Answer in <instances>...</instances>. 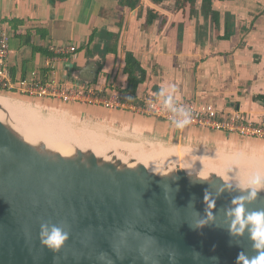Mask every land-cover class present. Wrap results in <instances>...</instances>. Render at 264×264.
Instances as JSON below:
<instances>
[{
  "label": "crops",
  "instance_id": "1",
  "mask_svg": "<svg viewBox=\"0 0 264 264\" xmlns=\"http://www.w3.org/2000/svg\"><path fill=\"white\" fill-rule=\"evenodd\" d=\"M210 2L205 12L202 0L191 7H179L175 0H0V28L9 34L7 68L16 88L23 80L82 84L105 98L118 95L125 106L110 109L19 89L6 94L44 108L63 105L127 136L201 148H242L250 142L262 146L238 134L195 126L179 129L130 109L174 84L175 98L210 103L264 126V104L256 98L264 95V0ZM51 44H73L77 51L51 67ZM107 46L110 51L104 53ZM126 53L145 71L133 92L127 90L123 71Z\"/></svg>",
  "mask_w": 264,
  "mask_h": 264
},
{
  "label": "water",
  "instance_id": "2",
  "mask_svg": "<svg viewBox=\"0 0 264 264\" xmlns=\"http://www.w3.org/2000/svg\"><path fill=\"white\" fill-rule=\"evenodd\" d=\"M0 110V264H104L100 252L112 264H145L141 255L146 264H169L170 252L174 264H235L240 251L256 254L247 233L227 232L224 209L233 196L247 194L236 184L216 199L214 221L194 230L190 224L204 214V191L215 196L225 183L221 176L173 164L153 172L141 162L78 147L64 155L26 140ZM245 207L264 210V191ZM43 222L68 231L59 251L41 245Z\"/></svg>",
  "mask_w": 264,
  "mask_h": 264
},
{
  "label": "bare ground",
  "instance_id": "3",
  "mask_svg": "<svg viewBox=\"0 0 264 264\" xmlns=\"http://www.w3.org/2000/svg\"><path fill=\"white\" fill-rule=\"evenodd\" d=\"M0 105L11 118L16 120V130L29 142L43 141L47 147L69 155L75 147L90 149L99 156L109 159L112 155L123 162L135 160L143 163L153 172L165 171L170 165H177L188 172L201 176L215 173L232 184L244 185L248 176L257 170L264 171V159L244 156H222L214 152L178 150L171 147L121 144L87 128H74L69 122L55 118H43L28 108L15 105L9 97L0 96ZM31 110V109H30ZM0 110V119L3 117ZM47 117V116H46ZM52 117V116H51ZM149 146V143H147ZM129 163V162H128ZM133 164V163H132ZM130 164V165H132ZM172 167V166H171Z\"/></svg>",
  "mask_w": 264,
  "mask_h": 264
},
{
  "label": "built area",
  "instance_id": "4",
  "mask_svg": "<svg viewBox=\"0 0 264 264\" xmlns=\"http://www.w3.org/2000/svg\"><path fill=\"white\" fill-rule=\"evenodd\" d=\"M9 34L0 28V92L8 93L14 89L36 97L56 98L62 101L96 102L106 108L125 106L119 96L113 94L109 98L99 96L96 91L87 85L59 86L56 83L42 84L39 82L20 81L19 88L9 78L7 61L9 56L8 46ZM53 54L50 59V66L55 67L60 59L73 58L77 51V46L73 44H51L48 46ZM161 90L154 92L149 97L143 99L140 104L130 106V109L143 116H150L172 123L171 117L179 118L178 114L171 113L163 108V97L159 95ZM176 106H184L191 111V123L187 126L209 129L212 131H222L226 133L238 134L250 138H264V126L258 125L244 118L237 112L226 113L218 110L213 104L198 103L190 98H175ZM186 127V126H185Z\"/></svg>",
  "mask_w": 264,
  "mask_h": 264
},
{
  "label": "clouds",
  "instance_id": "5",
  "mask_svg": "<svg viewBox=\"0 0 264 264\" xmlns=\"http://www.w3.org/2000/svg\"><path fill=\"white\" fill-rule=\"evenodd\" d=\"M175 92L176 86L173 84L167 89H162L159 95L163 97L167 94V98L163 101V108L171 113L178 114L179 118L172 116L171 121L176 128L182 129L191 123V111L184 106H176L173 96ZM196 177L203 181L210 179V177L201 178L197 175ZM224 181L225 183L217 189L215 196L205 189L203 194L204 214L201 219L190 224V227L194 230H199L214 221L213 209L216 206V199L224 191L231 192L233 190L234 185L229 180ZM235 187L245 190L247 194L233 196L229 201V206L224 209V216L228 220L227 232L230 237H241L247 233L251 242V249L256 252L254 256L250 257L245 251H240L236 256L235 264H264V210L249 211L245 207L246 203L257 197L258 192L264 191V171L257 170L252 172L243 187L240 185ZM68 236V231L56 224L48 222L40 224V243L53 252L59 251ZM113 251L116 252L117 250L114 248ZM141 258L145 261V264L149 259L143 255H141ZM97 260L104 262V264H112L111 258L104 252H100L97 255ZM168 260L169 264H174L175 256L172 252L169 253Z\"/></svg>",
  "mask_w": 264,
  "mask_h": 264
},
{
  "label": "rangeland",
  "instance_id": "6",
  "mask_svg": "<svg viewBox=\"0 0 264 264\" xmlns=\"http://www.w3.org/2000/svg\"><path fill=\"white\" fill-rule=\"evenodd\" d=\"M0 96H4V97H9L14 101L15 105L21 106L22 108H28L29 111L35 112L38 115L42 116L43 118H55V119H61V120H65L66 122H69L74 128H87L91 131L96 132L97 134H101V136H104L106 138L115 140V141H119L121 144L125 143V144H131V145H139L144 147V148H149L152 146H162V147H172L175 149L182 150L183 149H189L191 148V150H198V151H205V152H214V153H218V155L222 156H244V157H252V158H259V159H264V144L262 146H255L252 145V142H250V146L248 145H244L242 148L240 146H231L229 148H201V147H195V146H189L186 144H178V143H174V142H162V141H158V140H154L152 138L149 137H142V136H127V135H123L122 133L109 128L106 124L104 123H99L96 121H90L88 119H85L82 116L79 115H75V112H69L66 110V108L63 107V105H61V107H54V108H44L42 106L39 105H35L32 102H28L27 100H25L24 98H19V97H14L12 95L3 93L0 94ZM31 109V110H30ZM47 116V117H46ZM52 116V117H51ZM253 139V138H250ZM253 141H260L262 143H264V138H258L255 140V138L253 139ZM149 143V146L148 144ZM246 146V147H245Z\"/></svg>",
  "mask_w": 264,
  "mask_h": 264
},
{
  "label": "trees",
  "instance_id": "7",
  "mask_svg": "<svg viewBox=\"0 0 264 264\" xmlns=\"http://www.w3.org/2000/svg\"><path fill=\"white\" fill-rule=\"evenodd\" d=\"M163 1L167 0H153L155 3H161ZM176 4L179 7H184L187 4L191 6H194L195 2L197 0H175ZM210 0H202V9L206 12L210 11ZM105 35H109L105 33ZM110 36H113V34H110ZM110 51V47L107 46L104 49V53H107ZM124 73L128 76V86L127 90L130 92H133L135 87L138 85V83L142 82L145 78V71L140 67L138 61L132 56L130 53H126L125 55V66L123 69ZM262 104H264V95H258L256 97Z\"/></svg>",
  "mask_w": 264,
  "mask_h": 264
}]
</instances>
